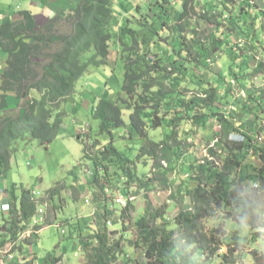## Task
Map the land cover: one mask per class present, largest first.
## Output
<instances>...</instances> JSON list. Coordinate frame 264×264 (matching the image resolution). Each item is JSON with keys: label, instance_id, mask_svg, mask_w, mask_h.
<instances>
[{"label": "trees", "instance_id": "16d2710c", "mask_svg": "<svg viewBox=\"0 0 264 264\" xmlns=\"http://www.w3.org/2000/svg\"><path fill=\"white\" fill-rule=\"evenodd\" d=\"M202 1L204 8L199 10L197 1L182 0V7L173 18L167 9L169 0L151 1L148 10L153 9L159 20L144 17L146 20L136 26H132L131 19L119 23L117 17L115 22L119 14L113 6L126 8L124 0H79L63 15H48L41 26L29 12H22L19 22L0 23V50L7 54L6 65L0 68V187L21 141L35 140L46 146L63 133L81 141L85 135L91 137L92 132L107 137L92 156L88 149L101 140L95 138L97 142L83 144V157L90 158L94 166L91 180L96 186V228L78 238L85 257L82 264H113L124 252L123 237L113 239L107 228V221L114 214L105 185L112 163L120 170L116 188L126 198L132 186L149 192L158 176L167 187V175L183 173L176 190H170V199L178 205L172 219L165 203L152 205L148 201L135 222L133 244L143 249V264H194L197 251L200 255H218V247H229L232 239H224V227L207 225L219 211L231 213L229 219L240 229L249 228L255 241L264 242V146L257 142L264 135V49L260 48L259 38L261 32L264 38V11L251 6L248 0ZM135 7L139 8V4ZM222 19L230 25L229 31H220L224 26ZM201 20L211 29H200ZM58 23L65 27L63 33L58 30ZM236 31L242 34L240 44L230 37ZM115 37L123 49L124 61V77L116 100L101 98L91 105V132L67 131V111L62 106L89 66L108 63L110 43ZM221 53L230 61L226 71L214 69ZM87 54L90 55L85 57ZM256 55L260 61L253 69L263 79L259 86L248 90L242 80L250 73L249 57ZM242 89L246 90L244 95L240 93ZM10 94L15 108L9 102ZM229 106L227 114L221 111ZM213 119L217 129L213 144L207 146V155L189 160L179 130L185 125L204 128ZM161 128L168 132L160 139L153 138L151 132ZM119 129L127 131L125 137L139 142L135 158L114 145V132ZM237 132L243 140L233 143L229 137ZM251 150L263 164L254 166L252 174L236 176L232 167L240 165ZM141 158L152 160L154 178L136 172L135 164ZM218 160L222 166L216 164ZM192 181L195 185L191 187ZM248 181L259 184L251 193L244 190ZM59 183L47 190L49 198L59 195L65 187ZM78 184L72 185L75 193ZM3 190L8 197H2L6 210L0 214V250L7 251V243L17 241L28 230L38 201L33 190L21 183L4 186ZM181 196L188 197L189 202L182 203ZM115 204L122 208L120 216L124 217L132 202L128 200L125 207ZM229 206L236 211H227ZM35 237L32 234L14 244L9 252L12 257L5 258L7 264H36V253L26 255L21 246L28 242L31 247ZM228 252L231 255L218 256L221 264L236 262L230 247ZM251 257L254 264H264V251L253 249ZM61 259L47 252L41 264H58Z\"/></svg>", "mask_w": 264, "mask_h": 264}, {"label": "rangeland", "instance_id": "374dc122", "mask_svg": "<svg viewBox=\"0 0 264 264\" xmlns=\"http://www.w3.org/2000/svg\"><path fill=\"white\" fill-rule=\"evenodd\" d=\"M67 1L68 0H62V5L64 6ZM151 1L154 2L156 0H137L134 2L135 4L130 6V8H124L122 6L121 13L122 16H125L123 20L127 19L128 21V19H131L132 26H136L138 23L142 24V20H146L144 17L158 21L159 17L153 9H149L150 14H148V7H151ZM169 1L170 4H167V9L170 17L173 18L180 11L183 2L182 0ZM195 1H197V8L203 10V1ZM213 1L218 3L217 0H212V2ZM255 1L257 7L264 11V0ZM78 2L79 0H72V2L69 0L66 8L63 10L57 8L54 14L63 15L68 9L75 7ZM136 4H139V8L135 7ZM117 7V5L113 6L116 12ZM153 8H155V5H153ZM222 20L224 26L221 27L220 31H229L230 25L225 19ZM115 22L117 23V16H115ZM199 26L200 29L205 26L211 29V27L203 20L199 21ZM57 28L62 33L65 29L61 23L57 24ZM205 31L207 32V29ZM114 32L116 33V29H114ZM230 35L235 43L240 44L242 42L241 32L236 31L234 34L231 33ZM259 38L261 40L263 39L262 32ZM125 39L129 40L130 37H126ZM110 46L108 63L101 67L89 66L86 73L76 83L75 90L68 98L67 104L62 106L67 111L66 117L64 118V124L67 131H76L79 129L83 134L91 132V129L94 127L91 105L98 103V100L101 98H106L110 101L116 100L117 92L121 89L124 77V61L122 59L123 49L119 45L116 37L110 43ZM89 55L90 54H87L85 57ZM257 61V58L249 57L248 66L250 73H247L245 79L242 80L245 88L248 90L253 89L255 86H259L263 79L260 74L253 69L256 66L255 63ZM229 62L227 56L224 53H221L216 64H214V69L217 68L226 71ZM242 90L246 92L245 89ZM240 93H242V91ZM14 104L15 103L13 102V108H15ZM18 108H20V105H18ZM14 110L9 112L13 113ZM229 110L230 106L227 108L222 107L221 109L225 114H227ZM124 119L125 121L128 120L127 112L124 114ZM216 129V123L213 119L208 122L204 128L197 129L185 125V127H182L181 130H179L180 136L185 139L187 147L186 152H188L186 157L189 160L201 159L204 155H207V146L213 144V136ZM125 132H127L125 129H119L114 132V145L125 151L129 157L135 158L139 142L127 138V135L125 137ZM166 132H168L167 129L161 128L152 131L151 135L155 139H160ZM95 138L100 139L101 142L97 140L98 145L96 147L91 146L88 149L92 156L98 149L97 147L103 145L107 140V137L100 134L96 135L92 132L91 137L85 135L82 142L81 140H77L74 136H68L63 133V135L61 134L57 136L46 146L40 145L35 140L21 141L18 143L17 151L11 157L9 170L2 178L1 183L3 185H1L3 187H9L12 183H21L25 187L33 190V192H36L38 194L37 197L41 195L38 204L44 207L45 222L42 223L41 227L36 228L29 223V230L22 233L26 235H23L21 238L19 237L17 240L18 242L10 241L7 243L6 247L8 250L13 247L14 244L21 243L20 240L22 238L31 235L32 232H34L36 234L34 244L30 247L27 242V244H22L21 246L25 249L27 253L26 255L30 252L36 253L37 257L34 258L37 261L36 264L42 263L47 252L53 253V256L55 257L60 256L62 258L58 264H82L85 261L83 252H78L76 249L74 251L72 240L76 247L78 238L82 233H92L96 228V201L93 198V191L96 190V186L91 180L94 166L90 158L83 157V144L91 145L93 142H97ZM229 139L233 143H240V141L243 140V136L237 132L231 134ZM257 142L261 146H264V135L258 138ZM232 146L234 149L238 148V145L235 146L232 144ZM137 161L138 162L135 164L137 173H144L146 178H154L156 176V174H154V169L151 168L152 160L141 158ZM216 164L222 166L223 162L218 160L216 161ZM262 164L263 161L251 150L247 156L241 160L240 165L230 167H232L236 176H241L244 172L246 174H252L253 167H260ZM109 170L110 172L106 177L111 182L107 181V183L105 181V185L107 188L106 193L109 195V207L113 209L114 214L107 221V228L108 231L112 233L113 239L123 237V239H121V245L124 251L113 264H125L127 262H129V264H143L145 262L143 249L133 244L135 242L137 228L135 222L144 213L148 201L151 202L152 205L165 203L167 205V215L172 219L177 212L178 205L170 199V190H176V186L179 183V179L183 176V173L177 172L175 174H169V176L167 175L166 178L169 179L167 187L160 182L162 177L158 176L155 184L149 192L145 189H138L136 186H132L130 188V196H134V199L131 201L132 205L126 210L124 217H121L120 211L122 208H119V206L113 202V199L117 197V195L123 193L116 188L117 173H120V170H118L117 165L113 163L110 164ZM101 172L103 173L104 171ZM59 182L63 183L65 187L62 188L59 195L49 198L47 196V190L60 184ZM254 183V181L246 182L244 190L250 192L254 188ZM73 184H78L76 187V193L73 191ZM194 185L195 182L192 181L191 187ZM18 193L17 190L16 194L18 195ZM3 196L7 198L8 194L4 193L3 195H0V201ZM180 201L182 203H188L189 198L181 196ZM1 208L6 210L5 203H3V207ZM2 209H0V214ZM227 211L235 212L236 210L233 206H229ZM230 214L231 213L219 211L207 221V225L209 228L214 226L224 227V233L227 234V237L223 235L224 239L229 237L232 238L229 247L233 250V256L237 257L236 262L233 264H254L251 257V251L253 249L264 251V245H260L258 241L254 240V235L248 228L240 229L236 222L229 219ZM66 219H68V221ZM237 228L240 230H237ZM61 229L66 232L65 235L62 234L63 232ZM63 244L67 245L66 249L62 246ZM211 247L216 248L215 245H212ZM229 247L224 244L219 246L217 250L218 255L215 256H207L206 253L200 255V252L197 251L196 254L193 255L194 264H221V260L218 256L224 253L230 254V252H228ZM5 252L4 249L0 250V264H7Z\"/></svg>", "mask_w": 264, "mask_h": 264}, {"label": "crops", "instance_id": "0c3cea01", "mask_svg": "<svg viewBox=\"0 0 264 264\" xmlns=\"http://www.w3.org/2000/svg\"><path fill=\"white\" fill-rule=\"evenodd\" d=\"M68 1L63 6L62 0H0V23L5 22L7 20H10L12 22H19L23 19L21 13L29 12L30 14L33 15L34 22L37 25L41 26L47 20V16L54 14L57 8L62 10L66 8ZM70 1L72 2V0ZM133 1L136 2L137 0L125 1L123 2V4L125 5L126 8H130V6L134 4ZM121 10L122 7L121 8L117 7V13L119 14L117 17L119 19V23H123L124 22L123 18H125V16H122ZM6 55L7 54L5 52L0 50V60H2L0 61V68H3L5 66ZM11 96L9 98V102L13 103V101H11L12 98ZM257 241L259 242L260 245L262 244L264 245V242L261 241L260 239H258ZM72 244L75 251L78 242L76 244V247L75 244L73 243V240H72ZM62 246H64V249L67 248V245L63 244Z\"/></svg>", "mask_w": 264, "mask_h": 264}, {"label": "built area", "instance_id": "2783aa9c", "mask_svg": "<svg viewBox=\"0 0 264 264\" xmlns=\"http://www.w3.org/2000/svg\"><path fill=\"white\" fill-rule=\"evenodd\" d=\"M262 47H263V49H264V42H263ZM232 83H233V82H232ZM242 94L244 95V93H242ZM230 108H231V107H230ZM237 124L239 125L240 122H238ZM253 186H254V188H257L259 185H258L257 182H255V183L253 184ZM3 192H4L3 188L0 187V195H2ZM132 199H133V197L126 198V197H123V196H118L115 200H116V202H117L118 204H120L121 206L125 207V206L127 205L128 200H132ZM2 200H3V198H2ZM0 202H1V203H0V209H1V207H3V201H0ZM0 221H1V219H0ZM44 221H45V219H44V208L40 205V206L37 207L36 212H35V215H34V217H33V220H32L30 223H31L34 227H36V226L41 225ZM29 226H30V225H29ZM28 230H29V228H28ZM26 231H27V230H26ZM26 231H25V232H26ZM25 232H24V233H25ZM32 233H34V232H32ZM23 235H26V234H22L21 237H22ZM28 236H29V235H28ZM11 248H12V247H11ZM11 248H10V249H11ZM9 252H10V250L7 249V251H6V256H7V257H12V255H10L11 253H9Z\"/></svg>", "mask_w": 264, "mask_h": 264}, {"label": "clouds", "instance_id": "9594fccd", "mask_svg": "<svg viewBox=\"0 0 264 264\" xmlns=\"http://www.w3.org/2000/svg\"><path fill=\"white\" fill-rule=\"evenodd\" d=\"M248 2H249V4H250L251 6H254V7L256 6V1H255V0H248ZM224 17L226 18V15H225ZM118 20H119V19H118ZM263 42H264V38L262 39V42H261V45H260V48H261V49H263V47H262ZM253 58H257L258 61L255 63L256 66H257L258 62L260 61V58H259L258 55L254 56ZM262 61H263V60H262ZM256 66H255V67H256ZM232 82L234 83L233 80L231 81V83H232ZM242 93H244V91H242ZM244 94H245V93H244ZM11 95H12V94H10L9 96H11ZM11 97L13 98V96H11ZM10 111H11V110H10ZM76 131L78 132V131H80V130L78 129V130H76ZM80 132L83 133L82 131H80ZM62 135H63V134H62ZM257 183H258V182H257ZM258 185H259V184H258ZM1 187L3 188V186H1ZM3 194H4V192H3ZM3 194H2V195H3ZM32 195H33V197L36 199V201L39 200L40 197H37L38 194H37L36 192H33V191H32ZM118 196H123V195H122V194H119V195H117V197H118ZM3 197H4V196H3ZM117 197H115V199H116ZM130 197H133V199H134V196H130V195H129L128 198H130ZM4 198H5V197H4ZM133 199H132V200H133ZM132 200H129V201H132ZM114 202L117 203L116 200H115ZM3 203H4V201H3ZM38 206H40V205L37 204V207H38ZM44 219H45V217H44ZM44 222H45V221H44ZM40 226H42V224L39 225V226H36V227H40ZM58 226H59V225H58ZM36 227H35V228H36ZM32 234H35V233H32ZM32 234H31V235H32ZM27 236H28V235H27ZM27 236H25V237H27ZM29 236H30V235H29ZM81 249H82V246L78 243V245H77V247H76V250H77L78 252H83V251H81ZM9 250H11V249H9ZM75 254H76V252H75Z\"/></svg>", "mask_w": 264, "mask_h": 264}, {"label": "bare ground", "instance_id": "6f19581e", "mask_svg": "<svg viewBox=\"0 0 264 264\" xmlns=\"http://www.w3.org/2000/svg\"><path fill=\"white\" fill-rule=\"evenodd\" d=\"M40 196H41V195H40ZM40 196H39V197H40ZM0 199H1V198H0ZM1 201H2V200H1ZM114 201H115V200H114ZM7 204H8V203H7ZM43 206H44V205H43ZM43 208H44V207H43ZM1 209H2V208H1ZM49 225H50V224H49Z\"/></svg>", "mask_w": 264, "mask_h": 264}]
</instances>
